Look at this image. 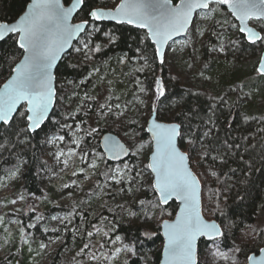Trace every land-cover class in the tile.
I'll list each match as a JSON object with an SVG mask.
<instances>
[{"label": "trees", "instance_id": "trees-1", "mask_svg": "<svg viewBox=\"0 0 264 264\" xmlns=\"http://www.w3.org/2000/svg\"><path fill=\"white\" fill-rule=\"evenodd\" d=\"M30 2L0 0V22L17 20ZM71 2L64 0L66 6ZM178 2L173 0L174 4ZM119 3L120 0H85L87 7H82L76 22L86 19L85 14L89 10H111ZM222 19H228L232 24L228 33H222L220 29ZM90 23L98 27V31L92 32L89 28L91 35H83L57 70V103L50 120L33 135L26 130L25 122L19 117H15L14 127L0 130V179L22 169L21 182L27 193L42 197L45 176L51 167L46 145L50 139L66 135L60 125L66 116L60 120V113H69L67 100L71 93L82 83L85 85L87 82L89 87L94 72L104 70L106 65L119 69L124 61L122 70L125 75L135 72L136 88L144 86L153 94L154 81H163L165 95L156 98L150 112L152 114L154 108L160 121L181 125L179 145L189 155L191 167L201 182L203 215L222 228L221 239L200 242L199 258L210 245L216 244L223 250L238 248L241 264H247L249 256L259 254L264 248V228L259 229L250 241L239 243L241 235L252 228L264 210V76L257 71L264 43L249 44L239 33L237 22L221 8L215 19L218 27L210 31L205 42L202 67L193 78L175 79L168 61L165 60L162 66L159 64L155 47L145 32L127 25ZM251 25L260 31L264 28L260 22H252ZM261 33L264 36V31ZM221 34L228 54L223 58L233 59L234 67L230 78L217 81L218 63L214 60V49ZM85 40L90 48L100 45L101 51H75V48L82 47ZM22 56L17 37L12 36L0 43V88L11 77ZM93 97L92 112L95 115L104 111L108 98L98 99V94L94 92ZM20 112H26L25 108ZM98 131L96 128L92 134ZM105 133L107 131L103 130ZM112 133L122 135L121 127L115 124ZM139 142L147 147L151 145L144 129L140 139L132 146V156L127 161L129 164L136 161L134 149L141 146ZM201 145L204 147L201 148L202 153ZM125 164L106 162L104 172L96 177L89 195L95 196L101 181H108L114 168L124 167ZM144 170L150 174L146 166ZM151 185L149 180L144 189L141 187L139 198L133 203L113 193L102 203V208L84 207L83 202L79 203V207L53 208L51 214L64 213L74 220L65 245L74 242L71 248L82 256L91 251L98 233L103 231L108 233V237H122L125 245L132 249L133 256L125 264H160L163 248L161 224L175 217L178 206L172 203L162 207ZM140 201L145 203L141 205ZM21 224L25 226L26 222L22 220ZM97 229L100 231L97 232ZM30 230L46 241L60 234L58 230H45L42 226ZM19 233H16L15 240ZM108 237L104 235V246L108 245ZM86 244L88 248H85ZM15 255L13 251L6 259H0V264H12ZM50 264H72V261L58 250L51 255Z\"/></svg>", "mask_w": 264, "mask_h": 264}, {"label": "rangeland", "instance_id": "rangeland-1", "mask_svg": "<svg viewBox=\"0 0 264 264\" xmlns=\"http://www.w3.org/2000/svg\"><path fill=\"white\" fill-rule=\"evenodd\" d=\"M220 9L221 7L216 5L211 6L206 12L199 13L186 38L171 44L168 48L166 61L175 79L193 78L202 67L205 42L210 31L218 27L215 19ZM222 21L220 29L223 30L222 33H228L232 24L228 19H222ZM214 52L216 53L214 60L218 63L216 80L230 78L234 60L223 58V55L228 54L222 34L216 42ZM124 65V61L119 69L106 65L104 70L92 74L89 87L85 82V85L82 83L71 93L67 100L70 104L69 113L65 114V111L60 113V120L66 116L60 123L66 132L63 136L64 140H59L57 138L60 136H56L46 145L51 167L45 176L42 197L27 193L21 182L22 169L0 179V259H6L14 251L16 255L12 264H50L51 255L61 250V254L71 258L72 264H125L133 256L132 250H127L129 247L125 245L122 237L120 240H115L116 236H112L108 245L104 246L103 231L98 233L91 251L80 256L77 250L71 248L74 242L71 241L65 245L69 231L74 226L72 216L64 215V213L51 214L53 208L79 207L81 202L84 203V207L89 205L91 208L99 206L102 208V203L113 193L133 203L139 198L140 188L144 189L149 180L152 181L151 175L144 170L149 162L152 145L147 147L139 142L141 146L134 149L136 161L125 164L131 171L126 172L121 178L117 175V170H123L124 167L114 168L112 177L108 181H101L98 193L95 196L89 195L96 183V177L104 172V164L107 162L99 147L103 130L113 132L114 125L118 124L122 131V135L118 136L133 151V144L140 139L142 130L146 129L151 116L150 109L156 100L154 93L140 92V87H135L133 79L135 72L125 75L122 70ZM129 77L130 80H128ZM93 92L98 94V99L108 98L104 111L95 115L92 112L95 103ZM96 128L99 129L97 133L86 134L87 131ZM78 138H80L79 147L76 144ZM201 148L204 147L200 146L202 153ZM81 149H87V162L81 160ZM70 150L74 154H70ZM99 155H103L105 159L100 160ZM65 161H67L66 164ZM93 162L98 167H92ZM137 172L141 175L133 180L132 177ZM117 179L120 183L116 182ZM22 220L26 222L25 226H22ZM38 226H42L45 230H58L60 234L46 241L41 235L34 234L30 230ZM262 228H264V210L252 228L241 235L239 243L250 241ZM17 232L20 233L15 240ZM25 258L26 263H24ZM199 263L241 264V255L238 248L223 250L220 246L212 244L199 258Z\"/></svg>", "mask_w": 264, "mask_h": 264}, {"label": "snow or ice", "instance_id": "snow-or-ice-1", "mask_svg": "<svg viewBox=\"0 0 264 264\" xmlns=\"http://www.w3.org/2000/svg\"><path fill=\"white\" fill-rule=\"evenodd\" d=\"M211 5L226 6L230 9L231 15L240 22L239 32L245 34L250 43H264V36L248 27L251 20L264 23V0H179L175 5L173 0H121L111 11H87V18L79 24L70 23V18L78 7H87L85 0H75L70 7H65L62 0H32L27 12L17 23H0V41H5V37L10 33L18 34L17 43L25 54L23 61L15 68L16 74L0 91V127H14L16 116L25 122V128L29 132H37L42 128L43 122L49 118V111L56 97L53 67L78 33L90 36L89 28L92 32L98 31V27H94L90 21L114 20L120 24L145 29L148 38L156 45L155 55L160 58V63H164V45L174 35L188 30L196 10L210 9ZM261 31H264V28ZM75 51L100 52L101 47L97 44L90 48L85 40L82 47L75 48ZM257 71L264 75V60L260 62ZM139 91L146 92L147 89L140 87ZM154 95L157 99L165 95L164 83L159 79L154 81ZM22 102L27 105L26 112L17 111ZM101 108L104 106L101 105ZM152 111L155 112V109ZM148 123L147 131L151 133L155 143L151 162L146 165V168L155 174L151 187L158 193L160 204H167L174 198L181 205L175 221H165L162 225L165 229L164 236L167 238L164 248L167 264H198V239L206 237L215 240L223 233L214 221L206 222L201 216L199 180L187 166V157L178 151L176 145L181 125L160 124L154 117ZM67 127L70 128L71 125ZM95 131L96 129H92L86 134L92 135ZM57 139L64 140V137ZM79 139L76 141L77 147ZM109 142H112V138L106 136L104 146L107 147ZM108 150L111 152L108 159L112 160L129 155L128 148L116 142H112V147ZM70 154L74 153L70 150ZM87 156V149H81V160L87 162ZM98 158L105 159L103 155ZM91 166L98 167L94 162ZM130 171L128 165H125L123 170H117V175L123 178L125 173ZM140 175L141 173L137 172L132 179ZM116 182L120 183V180L117 179ZM144 203L145 201H140L141 205ZM99 231L97 229V232ZM88 235L91 236L92 233L89 232ZM104 235L108 237V233L105 232ZM111 239L108 237V242ZM115 240H120V237L116 236ZM85 248H88L87 244ZM260 252L259 258L253 255L247 259L253 261V264H264V249Z\"/></svg>", "mask_w": 264, "mask_h": 264}, {"label": "water", "instance_id": "water-1", "mask_svg": "<svg viewBox=\"0 0 264 264\" xmlns=\"http://www.w3.org/2000/svg\"><path fill=\"white\" fill-rule=\"evenodd\" d=\"M120 2H121V0H120ZM31 3H32V0H31V2L29 3V5L27 6L25 12H24L21 16H23V15L27 12L28 7L31 5ZM62 3L64 4L65 7H70L71 4L75 3V0H72V2H71L68 6L65 5L64 0H62ZM178 3H179V2H178ZM173 4H174V3H173ZM174 5H175V4H174ZM211 6H216V5H211ZM211 6H210V7H211ZM217 6H218V5H217ZM82 7H83V6L78 7L77 10H76V12L73 13V16L70 18V23H72V24H79V23L76 22V17H77V15L79 14V12L81 11ZM219 7H221V8L224 9V10H226V11L231 15V10H230V9H227L226 6H219ZM97 10L111 11V10H114V9H111V10L97 9ZM208 10H209V9H203V10H199V9H198V10H196V12L193 13L192 21H191V23H190V26H189L188 30L185 31V32H181V33L178 34V35H174V36H173V37H172V38H171V39H170V40L164 45V47H163V51H164V54H165V56H164V63H165V60H166V54H167V51H168V48L170 47V45L173 44V43H175V42H177V41H179V40H182V39L186 38L187 34L189 33V31L191 30V28H192V26H193V24H194V21H195L197 15H198L199 13L206 12V11H208ZM21 16H20V17H21ZM231 16H232V15H231ZM20 17H19L17 20H15L14 22H12V23H8V24L17 23V22L19 21ZM232 18L237 22L238 27H240V26H241V25H240V22H239L238 20H236V18H235L234 16H232ZM91 22H92V21H91ZM252 22H257V21H255V20H251V21H249V22H248V27L252 28L253 30H255V31H257V32H260L259 30H257L255 27H253V26L251 25ZM0 23H2V22H0ZM80 23H81V22H80ZM93 23H95V24H103V23H106V24H114V25H127V26H129V27H133V28H135V29H137V30H140V31H143V32L146 33V30H145V29L137 28V27H135V26H133V25L120 24V23H117V22L114 21V20H107V19H105V20H103V21H100V22H93ZM263 25H264V23H263ZM239 33H240V32H239ZM84 34H85V33H78V34L76 35V37H74V38L72 39V41H71V43H70V46L67 47V48H65V50L61 53L60 58L57 60L56 65L53 67V70H52V71H53V75H54V77H55V79H54V81H53V86H54V89H55V92H56V97L54 98V103H53L52 107L50 108V111H49V118H48L46 121L43 122L42 128H43L44 125L50 120V118L52 117V114H53V112H54V110H55V107H56V103H57L56 73H57V70H58L60 64L64 61V59H65V58H66V57H67V56L73 51L75 45L79 42V40L83 37ZM146 34H147V33H146ZM240 34L243 35V36L245 37L246 41H247L249 44H251V45H255V44L250 43V42L247 40L245 34H243V33H240ZM260 34H261V36H263L261 32H260ZM12 36H13V37H17V40H18V34H11V33H10V34H8V35L5 37V41H6L7 39H9L10 37H12ZM147 37H148V36H147ZM148 39H149V38H148ZM5 41H0V43H3V42H5ZM149 41L152 43V41H151L150 39H149ZM258 43H260V42H257L256 44H258ZM152 44H153V43H152ZM153 45H154V47H155V49H156V45H155V44H153ZM18 46H19V45H18ZM21 50H22V49H21ZM22 52H23V50H22ZM24 55H25V54L23 53L22 59L18 62V64L15 66V68H16V67H17V66L23 61V59H24ZM157 59H158V62H159V64H160L161 66L164 65V63H160V58H159L158 56H157ZM262 60H264V51H263V53H262V55H261L260 62H261ZM260 62H259V64H260ZM259 64H258V67H259ZM15 68H14V70H13V73H12L11 77H10V78H9V79H8V80H7L2 86H1L0 91L3 90L4 85H5L9 80H11L12 77L16 74V73H15ZM257 69H258V68H257ZM260 75H261V74H260ZM261 76H264V75H261ZM159 80H161V79H159ZM22 108H25V111H26V109H27V105L24 104L23 102H22L20 105H18L17 111H20ZM15 117H16V116H14V119H15ZM153 117L156 119V122H157V123L164 124V125L171 124V123H166V122H162V121H160V120L158 119V115H157V111H156V109H155V112H153V113L151 114V116H150L148 122H149L150 119H152ZM148 122H147V126H146V129H145V130H146V134L148 135V137H149V139H150V141H151V145H152V152H151V155H150V157H149V162H148V163H150V162H151V157H152V155H153L154 152H155V143H154V140H153V137H152L151 133H149V132L147 131V127L149 126V123H148ZM3 127H8V126H3ZM3 127H0V130H1ZM42 128H41V129H42ZM41 129H40V130H41ZM40 130H38V131H40ZM38 131H37V132H38ZM37 132H30V134L33 135V134H35V133H37ZM180 135H181V131H180ZM106 136H110V137L112 138V142H116V143H118V144H122V145H124L126 148H128V150H129V155H128V156H125V157H121L120 159H115V160L108 159V156L111 155V152H110L108 149H110V148L112 147V142H109L108 146L105 147L103 142H104V138H105ZM179 141H180V136H178V137H177V140H176L177 149H178V151H180L182 154H184V155L187 157L186 164H187V166L190 168V170L192 171V173L197 177V175L195 174V172L193 171V169H192V167H191V163H190L189 155H188L187 153H185V152L181 149V147H180V145H179ZM99 147H100L101 152L104 154V156H105V158H106V161H107L108 163H110V164H122V163H125V162H127L128 160H130V158H131V156H132V150L128 147V145L125 144V143L120 139V137H119L118 135H116L115 133H112V132H107V133H105V134L102 135V137H101V139H100V142H99ZM148 171H149V173H150V175H151V177H152V184H153V183H154V179H155V174L152 173L149 169H148ZM197 179L199 180L198 177H197ZM199 183H200V209H201V216H202V218H203L206 222H213V221H209V220H207V219L204 217V215H203V208H202V185H201L200 180H199ZM154 192H155V191H154ZM155 194H156V196L158 197V193L155 192ZM158 201H159V200H158ZM172 203H176V205L178 206V210H177V213H176L175 217H174L172 220H166V221L169 222V223L175 221L176 216H177V214L179 213V209H180V207H181L180 202L177 201V200H175L174 198L171 199V200H169L167 204H160V202H159V204H160L162 207H168V206H170ZM164 222H165V221H164ZM164 222L161 224V228H160V237H161V239H162V241H163V248H162V253H161L160 264H167V260H166V257H165V255H164V248H165V245H166V243H167V238L164 236V231H165V229L162 227V225L164 224ZM214 222L220 227V225H219L216 221H214ZM220 230H221V232L223 233L221 227H220ZM222 236H223V235H222ZM222 236H221V237H218V238L215 239V240H211V239H208V238H206V237H200V238L198 239V241H197V252H196V257H197V260H198V264H199V245H200V242H201V241H205V242L216 241V240L221 239ZM263 249H264V248H263ZM260 255H261V252H259V254L254 255V256H256L257 258H259ZM252 256H253V255H252ZM247 264H253V261L248 260V261H247Z\"/></svg>", "mask_w": 264, "mask_h": 264}]
</instances>
